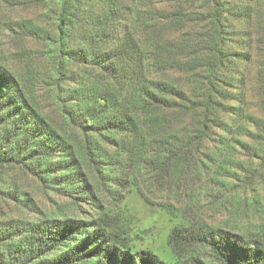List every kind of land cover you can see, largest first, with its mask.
<instances>
[{
	"label": "trees",
	"instance_id": "trees-1",
	"mask_svg": "<svg viewBox=\"0 0 264 264\" xmlns=\"http://www.w3.org/2000/svg\"><path fill=\"white\" fill-rule=\"evenodd\" d=\"M49 3L56 6L52 30L31 20L6 29L47 43L45 81L67 126L51 122L27 91L28 76L0 58V185L6 169L18 166L93 212L0 221V264H264V230L241 233L191 218L168 234L170 259L134 247L98 194L106 184L119 200L145 169L169 182L210 133L221 152L239 146L249 159L264 160V119L239 110L237 123L226 104L235 97L231 66L260 1L0 0V7ZM171 71L185 76L184 87ZM188 118L192 131H168L169 122L183 128ZM228 157L219 171L230 173L226 167L235 162ZM8 188L11 199L23 200Z\"/></svg>",
	"mask_w": 264,
	"mask_h": 264
},
{
	"label": "rangeland",
	"instance_id": "rangeland-1",
	"mask_svg": "<svg viewBox=\"0 0 264 264\" xmlns=\"http://www.w3.org/2000/svg\"><path fill=\"white\" fill-rule=\"evenodd\" d=\"M259 1L260 11L254 14L253 22L247 27L248 37L240 48L241 56L231 66L236 81L230 90L235 97L226 104L234 108L229 118L235 121L237 117L233 112L239 110L243 115L264 119V0ZM55 9L51 3L14 7L3 4L0 7V58L8 62L6 66L15 74L28 76L27 91L51 122L64 131L67 123L60 112L57 97L52 95L45 81L51 66L47 58V43L20 40L6 29L10 23L31 20L44 29L52 30ZM168 76L184 87V75L171 71ZM194 126L188 118L183 128L175 120L169 122L167 129L174 133L184 128L192 131ZM216 139L217 135L210 133L200 143L194 144L188 163L179 165L177 174L167 183L158 181L153 171L145 169L136 173V188L117 195L118 199L121 196L119 200L111 197V186L99 187L98 194L103 205L109 208L111 220L127 228L134 247L150 248L164 259H170L167 237L174 224L182 218L201 220L214 226H231L241 233L264 230V160L249 159L239 146L230 154L221 152L215 146ZM241 140L252 143L245 137ZM102 144L106 146V143ZM106 148L110 150L112 147ZM228 156L235 162L233 167H226L230 173L219 171L218 167L221 164L225 166ZM89 176L94 182L92 170H89ZM5 179V183L0 185V221L53 218L62 209L72 218L84 219L81 210H87L88 215L93 212L87 204L82 207L72 205L54 187L21 167H8ZM8 187H14L23 200L19 197L11 199L5 193Z\"/></svg>",
	"mask_w": 264,
	"mask_h": 264
}]
</instances>
